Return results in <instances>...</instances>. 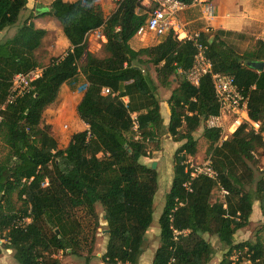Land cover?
Masks as SVG:
<instances>
[{
	"label": "trees",
	"instance_id": "obj_1",
	"mask_svg": "<svg viewBox=\"0 0 264 264\" xmlns=\"http://www.w3.org/2000/svg\"><path fill=\"white\" fill-rule=\"evenodd\" d=\"M28 3L0 0V33L17 28L0 41V106L15 75L43 69L32 93L1 110L0 142L6 154L0 158V238L7 240L15 261L62 264L54 253L74 254L83 245L76 212L84 210L96 231L100 205L108 232L103 264H140L159 190L157 170L141 159L148 158L151 144H159L165 128L158 87L170 90L176 83L167 100V132L182 145L174 155L173 181L159 219L160 246L152 264H210L216 250L206 235L217 236L227 248L219 264H264L260 237L235 242L236 234L251 223L255 202L264 218V171L258 168L264 140L247 122L224 140L222 129L206 126L208 118L220 115L211 76L194 87L179 74L192 67L194 44L171 31L159 44L134 50L130 42L148 19L135 0L122 1L109 15L102 0H54L52 12L37 18L57 21L70 47L63 57L42 67L35 53L47 30L36 28L32 15L18 23ZM97 30L106 38L103 58L88 50V36ZM235 37L246 38L219 30L202 33L199 41L208 46L213 72L234 76L250 95L249 119L260 123L264 132V67L257 69L264 64V41L240 54L230 44ZM80 77L86 88L77 115L88 129L60 149L51 127L44 124V113L61 88ZM104 89L110 93L104 94ZM202 124L217 180H191L187 170L189 157L198 154L194 134ZM188 183L191 192L185 187ZM220 189L228 195L214 202L213 194ZM27 218L31 223L25 228L15 227ZM175 231L181 232L177 241Z\"/></svg>",
	"mask_w": 264,
	"mask_h": 264
},
{
	"label": "rangeland",
	"instance_id": "obj_2",
	"mask_svg": "<svg viewBox=\"0 0 264 264\" xmlns=\"http://www.w3.org/2000/svg\"><path fill=\"white\" fill-rule=\"evenodd\" d=\"M54 0H29L30 12L24 11L20 15L18 23L22 25L31 15L34 16L33 19H36L38 15L44 13V11L52 12L51 4ZM66 2H74L76 0H64ZM102 4L105 10V14L109 15L115 10V6L108 1H103ZM205 8L207 14H211L212 9L210 4L202 3L197 4ZM44 7V9H43ZM50 21L47 25L52 23L51 26L47 27V36L43 41L42 47L36 51V59L39 62L40 66H47L53 60L63 57L67 49L63 45V37L65 38L60 24L56 23L51 16ZM188 34H194L199 32L196 31H187L186 27L183 28ZM103 33H92L88 39V50L99 58L106 56L104 52L103 45L106 43L103 41ZM183 34L181 37L183 38ZM245 39H239L237 37L232 38L231 45L240 53L247 51H252L256 47V38L252 36L245 35ZM66 39V38H65ZM162 37L156 36L154 33H148L144 41L140 40V48H148L159 44ZM67 40V39H66ZM150 73L154 81L157 83V76L154 68H150ZM79 81L72 85H64L59 93L57 101L49 106L44 113V124H47L51 127V134L58 141L60 149H65L71 142L73 136L77 133L83 132L88 129V127L79 119L77 115V106L79 105V98L85 92V80L80 77ZM158 84V83H157ZM177 87L175 83L170 90L158 87L157 95L161 102H165L171 95V92L174 88ZM234 118L231 116H224L223 128L226 136H230L234 132L233 128ZM205 125L202 124L201 127L195 132L194 136L198 142V154L195 157H189V161L192 164H201L206 161L207 158V149L208 143L203 137V130ZM233 130V131H232ZM159 144H151L149 146L148 158H142L143 163L146 162L148 166L153 163L157 164V172L159 175V190L155 198V210L153 214V223L152 227L149 229L146 235L145 242V253L141 257L140 264H152L154 254L160 246V226L159 219L162 215L166 195L169 193L171 184L174 176V155L176 150L182 145V143L175 142L172 137L167 132V127L162 131V136L159 139ZM264 151V150H263ZM6 154V147L3 143L0 142V158ZM263 154L260 157L259 170L264 171V158ZM224 196L220 191H215L213 194V201H221ZM99 225L98 229L95 231V223L92 221L84 210H78L76 212V217L80 222L81 229V240L83 242L82 247L77 250L74 254L71 253H54L53 258L60 259L62 264H85L86 259L92 260L95 259L96 264H102V256L106 251V246L108 242V232H107V223L105 221V213L102 206L97 205L96 207ZM251 223L249 226L241 231H239L235 236V242L241 243L245 241L255 242L258 237H260L264 243V231L262 229L264 225V218L262 217L261 211L259 209V203L255 202L253 207V214L251 216ZM205 238L213 245L216 250V255L214 256L210 264H219L222 260L224 252L226 251V246L222 244L217 236H208ZM3 237L0 238L1 240ZM6 245L0 243L1 257L6 256L8 264H18L14 255L5 252ZM1 259V258H0ZM6 263V264H7Z\"/></svg>",
	"mask_w": 264,
	"mask_h": 264
},
{
	"label": "built area",
	"instance_id": "obj_3",
	"mask_svg": "<svg viewBox=\"0 0 264 264\" xmlns=\"http://www.w3.org/2000/svg\"><path fill=\"white\" fill-rule=\"evenodd\" d=\"M111 2L117 7L124 0H103ZM140 7L145 9L148 19L146 25L140 30L138 34L154 33L158 37H163L169 32H173L179 40H187L194 44L196 48V54L194 56V62L190 69L186 71H180V75L184 77L187 82L192 86L198 87L201 80L206 76H211L215 96L218 104L220 105V115L212 116L207 119L206 126L208 128H220L223 130V139L228 136L224 133L223 120L224 116H231L234 118L232 126H236V129L244 122L249 123L257 134H261L264 140V132H260L261 124L252 122L248 116V105L250 95L240 88L236 79L232 75H225L213 72V64L208 57V46L200 42V36L202 33H210L211 30L199 31L194 34H188L183 30L184 26L180 21V14L185 12L191 5H197L207 3L208 0H191V3H187L183 0H135ZM211 8V7H210ZM212 9V8H211ZM213 11V10H212ZM94 33V32H93ZM95 33H102V30H97ZM92 34V33H91ZM90 34V35H91ZM183 34V38L181 37ZM89 35V36H90ZM88 36V39H89ZM104 39L103 34L101 35ZM43 69H36L27 74L15 75L3 106H0V126L2 123L1 110L5 105L14 104L18 99L32 93L35 89L34 83L42 76ZM104 94H109L110 90L104 89ZM264 158V154H263ZM187 170L190 171L191 180L198 177H207L211 180H217L218 174L213 168L210 157L206 158V161L201 164H192L191 161H187ZM185 187L191 192L190 183ZM223 196L228 195V192L224 189H220ZM31 223V219H23L16 222L15 227L25 228ZM181 232L175 231V240L177 241L178 235ZM2 244L7 245V240L4 238L1 240ZM5 252L12 254V250L9 247L5 248ZM232 260H237V255L233 256Z\"/></svg>",
	"mask_w": 264,
	"mask_h": 264
},
{
	"label": "crops",
	"instance_id": "obj_4",
	"mask_svg": "<svg viewBox=\"0 0 264 264\" xmlns=\"http://www.w3.org/2000/svg\"><path fill=\"white\" fill-rule=\"evenodd\" d=\"M207 3L210 4L213 10L211 14L205 12L204 6L197 5H191L185 12L180 14V21L187 31H206L210 29L215 32L222 30L252 36L257 41H264V0H208ZM30 9L28 3L26 11L30 12ZM48 21L51 22L50 17H40L32 20L36 28L45 30L52 25V23L47 25ZM16 29L14 27L1 32L0 41L11 37L16 32ZM147 34H137L130 42L131 47L134 50L140 48V40L144 41ZM62 40L63 45L68 50L70 47L68 40L64 37ZM103 41H105V38ZM82 97L83 94L79 98V103ZM167 100L161 102V113L165 127L168 126L170 120V109ZM0 258V264L7 263L6 256L4 258L0 256ZM85 264H96V262L95 259H86Z\"/></svg>",
	"mask_w": 264,
	"mask_h": 264
},
{
	"label": "water",
	"instance_id": "obj_5",
	"mask_svg": "<svg viewBox=\"0 0 264 264\" xmlns=\"http://www.w3.org/2000/svg\"><path fill=\"white\" fill-rule=\"evenodd\" d=\"M43 9H44V7H43ZM46 12L49 13V11H44V13H46ZM212 40H213V38H211V41H212ZM263 67H264V64H263V63L257 65V69H258V70H259V69H262ZM156 168H157L156 163H153L152 166H151V169L156 170Z\"/></svg>",
	"mask_w": 264,
	"mask_h": 264
},
{
	"label": "bare ground",
	"instance_id": "obj_6",
	"mask_svg": "<svg viewBox=\"0 0 264 264\" xmlns=\"http://www.w3.org/2000/svg\"><path fill=\"white\" fill-rule=\"evenodd\" d=\"M235 128H236V126H233V128H232V129H233V130H235ZM233 130H232V131H233Z\"/></svg>",
	"mask_w": 264,
	"mask_h": 264
}]
</instances>
